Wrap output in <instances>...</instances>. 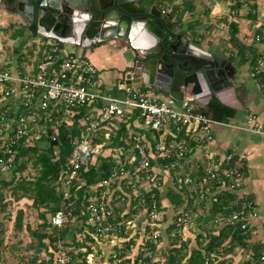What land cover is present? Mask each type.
<instances>
[{
	"label": "built area",
	"instance_id": "obj_1",
	"mask_svg": "<svg viewBox=\"0 0 264 264\" xmlns=\"http://www.w3.org/2000/svg\"><path fill=\"white\" fill-rule=\"evenodd\" d=\"M166 4V7H162L163 13L167 12L170 5L169 2ZM260 19L258 27L262 28V32L256 34L255 38L257 41H264V11ZM41 47L35 63L25 70L0 67L1 172H10L15 167L14 149L23 138L29 142L33 137L40 140L42 132L50 128L53 131L51 138L55 141L60 124L63 121H71L84 107L86 113L80 118L82 134L73 141L66 173L67 189L75 179H79L83 164L94 161L96 155L101 152L103 145L93 143L92 135L113 120L128 121L138 115L134 120H139L144 131L131 134L135 144L131 155L126 156L129 169L121 172L114 170L111 177L101 183L109 187L112 182L120 185L129 170L142 173L145 181L160 178V174L170 175L169 168L178 165L181 160L184 161L190 151L187 140L175 139L182 133L199 143L213 140L211 126L215 121L201 110L199 103L193 98L170 103L155 90L140 84H132L130 87H126V84L120 85L122 95L108 91L102 85L97 66L86 56L65 53L58 41H43ZM252 72L254 76L262 78L264 85V55L253 59ZM54 114L58 115L57 121L54 120ZM256 120L257 117L252 115L247 123L256 127ZM258 127L257 129H260ZM169 137H173V142H170ZM171 156H176L177 159L161 170V158L167 159ZM232 158L233 154H228L225 160L230 161ZM117 162L123 163V160L118 158ZM220 168L221 165L215 164L207 168L206 176L199 183L193 175L178 172L172 176V187L182 191L185 186L195 185L197 198L207 199L210 196L207 186L209 177L222 183L219 189L225 188L220 178ZM223 173L231 174L229 170H223ZM233 187L235 188L231 185V188ZM68 196L69 190L65 191V197ZM98 197L102 198L90 199L86 207L93 220L95 233H119L122 225L115 229L116 221L112 222L115 215L105 201L106 192L102 191ZM257 213L255 204L247 201L241 209L231 215L230 222L246 229ZM51 216L53 225L61 227L69 222L68 215L62 210ZM181 219L182 217L178 218L179 221ZM211 260L214 261V258L206 257L204 263L209 264ZM261 264H264V254Z\"/></svg>",
	"mask_w": 264,
	"mask_h": 264
},
{
	"label": "trees",
	"instance_id": "obj_2",
	"mask_svg": "<svg viewBox=\"0 0 264 264\" xmlns=\"http://www.w3.org/2000/svg\"><path fill=\"white\" fill-rule=\"evenodd\" d=\"M235 8L242 7V4L246 0H234ZM249 1V0H248ZM154 2L157 3H163L166 5L167 2L171 3L172 9H171V17H176L179 22L183 20V17L188 12H193L195 9V6L192 4V2L183 0V2L175 3V0H154ZM251 7H255L252 5ZM251 9V8H250ZM253 18L255 17L254 14ZM250 15V16H251ZM231 41L233 42V45L236 47V54L240 56V61L242 63H246L251 60V58L255 59L257 56H259V53L256 49L247 46L240 42L239 38L237 37V34L239 32L237 25L235 23H231ZM26 28H21L19 30H16L15 33L12 35L14 39L23 36ZM33 32L36 33V27H33ZM60 46L62 45L59 42ZM235 53L232 52V55L229 56L230 60L235 59ZM259 83H261L260 90L264 94V85L263 80L259 76H255ZM215 102H212L210 104V108L213 107V112L216 113L215 117L218 118V120L225 121L227 117L231 114H233V111L228 108H218L215 104ZM214 105V106H213ZM205 114H209L208 110H203ZM86 113L85 107L81 109V111L74 115L72 117V122L63 121L59 126V133L58 138L53 141L52 140V133L53 131L48 128L46 132H42V136L40 140H37V143H32L31 141H27L26 138H23L19 145L15 147V167L13 168L14 174L11 178H0V186H11L12 191H21V194L16 193V197H28L33 200V204L35 207H44L45 211L41 212L39 215L42 218L43 223L41 224V228L35 232L36 236L38 237V240L44 246L47 248L45 243H43V240L46 238L50 239V242L54 244V248H57L56 243L58 241H64L66 236L71 230V226L69 225V222L65 225L59 227L57 225H53L48 218L49 215H54L57 211L62 210L64 211L68 217L69 220L75 215H78L80 218L83 219L84 222H87L90 218V213L86 209L87 205L90 203V199L93 195H99L102 191L108 187L105 185H101L102 181L104 179H108L111 177L114 170L121 171H127L129 169V162L126 160V156L124 154H121L119 157H114L112 154H103L102 152L98 153L95 157V160L84 163L80 172H79V179H75L73 183L69 186V189H67V185L65 184L66 181V173L68 169V165L70 162V156L73 150V141L76 138H79L82 134V126L80 125V118L83 117V115ZM54 120L57 121L56 114L53 115ZM138 115H134L132 118H130L128 121H122L120 123L119 129L117 130L116 136L112 139L111 143H106L105 148H113L114 147L118 149L123 150H129L134 146V141L132 139L131 134L128 130V123H132L135 118H138ZM147 136L152 139L149 133H147ZM177 141H183L187 140L189 143V149L190 151L186 154V157L190 154L191 149L195 148V146L199 143L195 141L194 139L187 138L184 133L180 134L177 138H175ZM103 137L96 138L93 140V143L98 144L99 142L103 141ZM170 142H173V137H169ZM48 147H43L42 144H47ZM233 154V158L230 161L224 160L221 164V168L219 169L220 178L225 184V188L219 189L221 184L217 180L208 178L207 186L209 188L208 193V199L211 198V195L215 193L213 196V203L211 205V208L209 209V212L205 215L204 220L207 221H215L218 217H221L223 219H226L227 224L221 229H217L214 226L207 227V225H202V228L204 230V233H201L198 235V239L203 238L204 235L206 237H209L208 242L206 244H203L204 242H201L199 240V248H193L192 252L190 253V256L186 258L187 256V244L182 243L180 246H177V243L175 239L171 241L172 248L171 254L167 257L165 264H205L204 261L206 257H213L214 260H216L219 255H221V249L223 246H225V242L229 239L230 247L224 249V252H229L234 248V245H231V243L236 242L237 244H241L242 246L247 245V239L251 237V229L249 226L246 229H241L240 226L231 224L229 218H231V215L241 209L245 202L247 201H254L251 198H239L237 196L236 189H239L240 186L238 184L237 177L239 176H247V170L246 165H238L237 163L242 160L238 157V155H235L234 153H227ZM118 158H121L123 160V163H118ZM177 159L176 156H171L170 158H161V164L162 168H165L166 166H169L171 162H174ZM27 160H32L33 165L38 169V173L36 177L32 180H26V179H17L16 178V171H23ZM183 161L181 160L179 162V165H176V169H172L171 171L174 173L179 169L180 163ZM223 170H229L231 172L230 175H225L223 173ZM204 173L197 177L196 182L199 183L205 176H206V170L203 171ZM1 173V171H0ZM1 175V174H0ZM1 177V176H0ZM128 177L124 178L121 183L122 186L125 187L126 180ZM159 185L156 184L151 191H149V200H150V208L149 211L152 210H159L162 206V200L159 190ZM231 185H234L235 188H231ZM242 185V184H241ZM191 185L185 186L184 190L177 191L173 187H170L167 191L166 197L169 200V202L173 205L175 210H177L179 207L184 205V212L188 213L190 211V208L193 206L196 198H197V191L194 189L193 191H187ZM111 188L117 187V182H112L110 185ZM129 187V186H127ZM69 190V196L65 197V191ZM131 190V189H130ZM131 192V191H128ZM187 192V193H186ZM189 196L187 203L185 204V197L184 195L187 194ZM141 198V196H139ZM138 197V198H139ZM126 199L127 197H123ZM136 200V198H135ZM205 200V199H204ZM132 203H135L133 199H131ZM255 204V203H254ZM203 206V204H202ZM142 211V205L139 206V208L135 209V213L138 214ZM23 215V211H19L18 221H21V216ZM185 216L184 214L177 215L175 217V220L167 226L166 232L170 235L173 231H176L180 229L183 224L180 223V221H177L179 217ZM177 218V219H176ZM120 220L119 215L112 220V222H117ZM124 226H121V231L119 234H123ZM81 229L75 230V233L81 232ZM219 230V231H218ZM95 233V226L91 224L90 231H89V239L93 240L94 237L92 234ZM73 243L75 244V248L71 251H68V262L67 264H88L86 256L92 253V248L90 245H87L86 241L80 242L77 241L76 238L73 239ZM157 241H160V237L157 238ZM3 242V236H2V230L0 233V244ZM135 244V241L133 239H130L126 241L124 245V249L122 252L117 256V259L120 261L117 264H147L151 258L148 257L150 252H153L157 248L156 242H148L143 245L144 248L148 251L141 252L139 256H137L134 260L130 258H124L127 254L131 252V249L133 245ZM85 247V251H82V248ZM261 252H257L254 254L253 258L255 261H257V264H260V255ZM2 257L0 254V261ZM113 257L109 260L108 264H114ZM185 260V262H183ZM252 261H246L241 264H252ZM44 264V263H42ZM209 264H231L230 262H227L226 260H218L217 262H213V260L210 261Z\"/></svg>",
	"mask_w": 264,
	"mask_h": 264
},
{
	"label": "crops",
	"instance_id": "obj_3",
	"mask_svg": "<svg viewBox=\"0 0 264 264\" xmlns=\"http://www.w3.org/2000/svg\"><path fill=\"white\" fill-rule=\"evenodd\" d=\"M187 1L192 2V4L195 6L193 12H188L190 18L188 20H185V17H183V20L181 21L184 29L186 30L188 38L199 44V46L203 49L213 53L218 57L225 58L228 61H232L235 64L236 68L238 69V72L236 74L237 90L236 98L227 99L228 103H230L233 107L226 106L218 99L210 100L205 105L198 102L201 110H208L209 114L206 115L211 117L215 121V123H213L211 126L213 140L204 143H198L195 148H192L190 154L188 155V161H183L182 163H180L179 169L176 173L184 171L186 174H191L195 177V179H197V177L199 178V176L204 173L203 171L207 170V168H209L210 166H213V164H215L216 166L221 165V155L224 153H226L227 155V153L229 152L238 155V157L245 162L247 176H241L240 181L242 180V185L239 184L240 181L238 180V184L240 186L239 189H242V194H237V196L239 198L247 197L254 200L255 205L258 209V213L248 225L251 229V237L247 239V245L242 246L241 244L233 242L231 243V245H234V248L231 251L225 253L224 249L230 247L228 239L224 244L225 246H223V248L221 249L222 254L219 255L218 258L219 260H226L231 264H241L246 261H252V264H257V261L253 259L255 258L254 254H256L257 252H261L262 254L259 258L261 264V257L264 254V94L261 92L259 93L258 91V89L260 90L261 83H259L258 79L252 72L251 60L246 63H242L238 54L235 53L234 60H230L229 56L232 55L233 51H237L235 45L232 46V41L230 40L232 33L230 25L232 22L237 25V28L239 30L237 37L239 38L240 42L256 49L259 53V56L264 55V41H257L255 38L256 34L262 32V28H259L258 26L259 21H261L262 19H260L261 13L264 11V0H246L244 4H242V7L238 9L233 7L234 11H232L233 15L231 20L228 21V19H224V21L228 22L229 25V42L221 44L220 42L215 40L216 38L213 37L211 33H205V31H203L201 35H199L198 33L200 30H202V28H207V25L211 24V22L204 21V19H206L208 15L210 17L211 15L218 14L222 10H227V4L234 3L235 5L236 2L234 0ZM252 5H254L255 7H251ZM164 6L166 7L165 4H163V7ZM250 10H252V14L255 15L254 18L253 15H251ZM167 12L171 13V9L167 8ZM12 14L18 17L21 22H23V24L26 23L23 17H21L20 15H17L16 13ZM172 18L177 19L175 16ZM27 26L28 27L26 28V32H24V35L18 37L19 39L17 38L18 40L17 44L15 45L14 55L9 56V60L5 59V62L2 61L0 67L25 70L31 64L35 63V59L32 60L31 58L32 51L29 52L28 45L30 43H28V41L26 42L28 38H31L29 37V34L33 32V27L29 26L28 24ZM214 28L216 29V27ZM36 33L37 34L35 42H37V47L39 48L36 51L37 54V52L42 48L41 43L43 41L49 40V38L51 37L47 36V31H40L37 28ZM58 42L62 44L61 46L63 47L65 53H74L89 58L97 66L102 85L106 90L122 95L123 91L119 87L120 85L126 84V87H129L130 83L135 84L131 82V79L126 78L127 73L131 71L133 62L130 51L126 50L124 47H120L116 43H112L111 45H109L107 43L101 42L94 48H84L81 45H77L71 42ZM1 49L2 47L0 46V52L2 53ZM25 52L28 53L26 54ZM212 102H215L214 104L218 108L226 107L232 110L233 114L229 115L225 121L218 120V118L215 117L216 113L213 112V107L210 108V104H212ZM252 115H255L257 117L256 127L254 126V124L252 125L247 123V120ZM121 122L122 121L119 120H113L112 122L102 127L100 130H98V136L100 138L103 137L104 139L103 141L99 142V144L105 147V138L107 137V134H113L114 131L116 134ZM257 127L260 129H257ZM128 130L130 134H132L133 132H138L140 134V132L143 133L144 131L140 125L139 120H133L132 123L129 122ZM132 150H134L133 147L129 150H125L126 153L124 154L122 152V154L129 157L132 153ZM199 152L205 154L206 156L203 161H199L197 157L198 154H200ZM11 172L12 171L4 173L1 172L0 178H9L6 177V175ZM168 189L169 187L167 188V191ZM187 191L193 190L189 188L187 189ZM214 195L215 193L212 194L210 199H212ZM189 196H191V194L189 195V193L188 195H184L185 204L187 203ZM194 203H198V200H195ZM212 203L213 202H211L210 204ZM218 219L223 218L218 217L217 219H215V221L211 220L212 224L210 223V227L214 226L215 228H218L217 224H214L216 221H218ZM228 220H230V218ZM159 223H149V225H158ZM224 224H227V221ZM147 228H149V226H147ZM219 229H221V227ZM190 232L193 233L192 228H190ZM144 233H146L145 229ZM137 238L138 237L133 238L135 244L131 249L132 253L130 252L133 255H126L124 256V258H130L133 260L139 248L143 249V247H141L143 246V237H141L140 239ZM128 239L124 237V234L122 236L119 235V237H116L114 244L115 246H121V243L125 244ZM147 242L148 241L146 240L145 243ZM197 246L198 245H196V247ZM196 247L194 246L192 247V249ZM192 249L189 250L186 258L190 256ZM161 252L162 250H160V253ZM120 253H118L117 256ZM110 256L111 259L116 255Z\"/></svg>",
	"mask_w": 264,
	"mask_h": 264
},
{
	"label": "rangeland",
	"instance_id": "obj_4",
	"mask_svg": "<svg viewBox=\"0 0 264 264\" xmlns=\"http://www.w3.org/2000/svg\"><path fill=\"white\" fill-rule=\"evenodd\" d=\"M182 1L183 0H175V3L181 4ZM233 7H235L234 3L227 4V10H222L218 14L211 15L210 17L208 15L209 18L206 17L204 21L211 22V24L207 25V28H202V30H200L198 34L201 35L202 32L205 31V33H211L213 37L216 38L215 40L220 42V44L229 42V25L228 22L224 21V19H228V21L231 20L233 15L232 11H234ZM168 8L172 9L171 3ZM184 17L185 20H188L190 18L189 13H187ZM22 27L27 28L28 26L26 23L23 24V22H21L18 17L13 15L11 11L6 10L4 7H0V46L2 47V53L0 52V64L2 63V61L5 62V59L9 60V56L14 55L15 45L17 44V40L19 38L14 39L12 35L16 30H19ZM214 27H216V29ZM36 34L37 33L29 34V37L31 38H28L26 40V42L28 41V43H30L28 47L29 52L32 51V60L38 57L36 51L39 48L37 47V42H35ZM49 41L57 42L53 41V39L51 38H49ZM25 53L27 54L28 52ZM251 63L252 67L253 58H251ZM258 91L259 93L261 92V90L259 89ZM68 122L71 123L72 121L69 120ZM80 125L82 126L81 122ZM115 136V131L113 132V134H107V137L105 138L106 143H111L110 141H112ZM91 138L93 140H95L96 138H100L98 136V132L94 133ZM31 142L33 144L37 143V139L33 137L31 139ZM42 146L48 147V143L44 145L42 144ZM100 151L103 154H112L114 157H119L122 152H124L122 148L118 149L117 147H114V149H106L105 147H101ZM197 157L199 161H203L206 158L205 154L202 153L198 154ZM226 157V153L222 154L221 161H224ZM188 158L189 157L187 156L184 162L188 161ZM237 164L244 165L245 162L242 161L241 163L240 161ZM171 168L176 169L175 166L170 167V175L166 174V176H164L160 174L161 177H156L153 181H145L143 180L144 177H142V173H133L129 170V172H127L128 175H125V177H128L125 182V187L122 186L121 188V184L119 185L118 183L116 188H112L111 190V187L108 186L104 190L107 194V197H105V201L113 209L115 218L117 217V215H119L120 217V220H118L114 224L115 229L117 226L123 225L124 237H126V239H133L134 237H138L137 239H140L141 237H143V245L146 240L148 242L154 241L156 242V244L158 243L157 248L153 252H150L151 254L148 255V257L151 258V261L147 264H165L167 257L171 254V241L173 239H175L176 243L178 244L177 246H180L182 243L187 244V254L189 253V250L192 249V247H196V245L199 246L198 243L200 239V241L204 242L203 244H206L209 239V237H206V235H204L203 238L198 239V235L204 233L202 225H207V227H210L211 221L205 222L204 217L209 212V207H211L212 205L210 203L215 199L212 198L208 199L207 201L206 199L203 201H201L202 199H196L198 200V203H194L188 213L184 212V205L175 210V208L166 197L167 188H170L174 184V177L172 176L177 174V171L173 173L171 171ZM158 169L160 170V168ZM37 173L38 169L33 165L32 160H27L24 170L21 172L16 171V178L18 180H32L36 177ZM183 173L185 172L183 171ZM13 174L14 171L8 173L6 177L11 178ZM240 178L241 176L237 177V180L239 179L240 181ZM159 182L161 184L159 186V190L162 200V206L161 209L150 212L149 191H151V189L156 184L159 185ZM241 183L242 180L239 182V184L241 185ZM189 187L191 188V190H196L195 185H191ZM236 190H238L237 194H242V189ZM16 193L21 194L22 192L12 191L11 186H0V233L2 230L3 236V242L0 244V254L2 257L0 264H67L69 259L67 252L73 249L77 251V249L75 248V244L73 243V239L75 238L80 242L86 241L87 245L91 246L92 253L86 256L88 264H108V260L111 257L110 255H116L113 257L114 264L119 262L117 259V254L122 252L125 244L121 243V246H115L114 242L116 240V237H119V235L122 236L123 234H119L116 231L102 235L94 233L92 234L94 239L91 240L89 239V231L90 226L93 222L92 218H89L87 222H84L83 219L78 215L73 216L71 220H69V225L72 228L68 235L65 237L66 239L64 241L61 240L56 243L57 248L53 247L54 244L50 242L49 238L43 240V243H45L47 248L42 246L35 232L41 228V224L43 223V221L39 214L45 211V209L44 207H35L33 204V200L28 197L17 198L15 196ZM98 196L93 195L91 199L95 200L96 198H102ZM139 196H141V198ZM123 197L127 198L124 199ZM131 199H133L135 203H132ZM208 203L210 206L208 205ZM140 205H142V211L136 214L135 209L139 208ZM20 210L23 211V215L21 216V221L19 222L18 216ZM180 214L185 215L181 216L182 219L180 220V223L183 224V226L180 229L173 231L169 235L168 233H166L167 226L170 225L175 220V217ZM48 218L51 222L52 216L48 214ZM225 222L226 219H218V221H216L214 224H217V229H219L220 227L226 225L224 224ZM149 223L159 224L150 226ZM147 226H149V228H147ZM190 228L193 229V233L190 232ZM78 229H81V232L75 233V230ZM144 229L146 233H144ZM158 237H160V241H157ZM85 250V247L82 248V251ZM160 250H162L161 253ZM143 251H148V249L143 250L142 248H139L134 259L139 256L141 252L143 253ZM131 253L127 255H130ZM64 255H66V257ZM218 260L219 258H217L213 262H217ZM183 262H185V260Z\"/></svg>",
	"mask_w": 264,
	"mask_h": 264
},
{
	"label": "water",
	"instance_id": "obj_5",
	"mask_svg": "<svg viewBox=\"0 0 264 264\" xmlns=\"http://www.w3.org/2000/svg\"><path fill=\"white\" fill-rule=\"evenodd\" d=\"M16 1L0 0V7ZM25 2L33 15L37 13L38 26L54 40L84 48L116 43L130 51L133 65L126 78L170 103L193 98L205 105L218 99L233 107L227 99L236 98L235 64L203 49L187 34L176 33L170 13L156 5L148 8L141 0Z\"/></svg>",
	"mask_w": 264,
	"mask_h": 264
},
{
	"label": "flooded vegetation",
	"instance_id": "obj_6",
	"mask_svg": "<svg viewBox=\"0 0 264 264\" xmlns=\"http://www.w3.org/2000/svg\"><path fill=\"white\" fill-rule=\"evenodd\" d=\"M142 3H147L148 4V8L151 5H156V7L162 11V7L163 4L162 3H157L154 2V0H141ZM145 3V4H146ZM146 6V5H145ZM6 10L11 11V13H16L17 15H20L21 17H23V19L25 20V22L32 27H36L37 29H39L40 31H44L45 29L42 28L41 26H38V22H37V17L35 13L33 15L32 11H29V9L26 7V2L25 0H17L16 2H12V3H7L4 7ZM38 8V7H37ZM33 18V19H32ZM175 21V31L178 34H183L185 37L186 30L184 29V26L182 25L181 22H179L177 19H173ZM57 41V40H55ZM193 41V40H192ZM194 42V41H193ZM197 44V43H196ZM199 45V44H198Z\"/></svg>",
	"mask_w": 264,
	"mask_h": 264
}]
</instances>
